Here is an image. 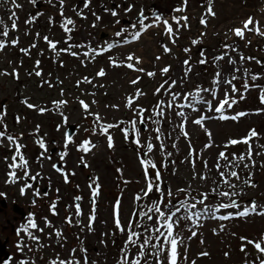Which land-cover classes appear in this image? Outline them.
Segmentation results:
<instances>
[{
    "label": "rangeland",
    "instance_id": "1",
    "mask_svg": "<svg viewBox=\"0 0 264 264\" xmlns=\"http://www.w3.org/2000/svg\"><path fill=\"white\" fill-rule=\"evenodd\" d=\"M179 6L184 5V0H178ZM88 3L85 8L84 4ZM152 0H64L63 6L60 0H45V2H33V0H16L22 7L16 8L11 0L0 3V20L9 29L6 37L5 48L0 50V131L5 132V138L0 139V189L14 191L12 200L0 204V224L3 234L0 235V246L7 245L4 238L9 237L11 243L7 246L11 254L9 261L4 264H44L53 259L70 258L73 249L77 250L72 258L79 259L85 255L80 249H86V255L90 262L95 264H118L121 259V251L117 246L125 244L127 233H121L114 223V204L119 199L121 201V221L126 227L134 211L135 197L146 188L144 169L138 150L134 149L125 138L122 128L132 120L139 121V110L145 109L143 113L147 120L146 129L141 131L139 122L136 128L139 132L137 138L140 140L138 148L145 150L147 159H151L161 173V187L165 190L170 188L175 199L173 203L191 197L201 199V193H209L205 201L210 206H217L219 203H227V199L218 198L211 194L215 186L214 181H219L220 176L215 167L218 154L224 151L231 161L232 154L247 155L248 145L243 143L225 148V144L230 139H240L248 135L251 129L259 133L258 138L250 141L253 148L254 166L250 161L245 160L249 167H239L229 169L226 167L228 161L220 160L221 171L226 174L229 170L238 171L241 180L232 178V183L237 184V191L242 190L241 195L235 197L241 205L240 209H221L216 213L228 215L243 210L255 201L264 208V104L260 102L261 89L264 88V37L254 32L246 33V40L236 37L230 29L242 27L243 21L248 17H253L264 26V0H212V8L215 16L207 15L209 0H188L185 5L184 16H187L188 27H179L174 24L175 42L167 37H162L160 30H155L154 26L144 32L140 39L129 44H123V39L131 38L132 31L130 25L136 23L135 17L143 10L144 14L150 11ZM34 4L38 12L33 11ZM133 6L132 10L126 12L125 9ZM144 6V8H143ZM115 10L117 17H113L110 11ZM157 10H159L157 8ZM63 12V17L61 16ZM15 17H12V13ZM33 12V13H32ZM161 16L178 15L174 8L163 7L160 9ZM102 19L97 21L96 16ZM11 17V18H10ZM70 18L74 21L72 37L74 43L67 42L66 32L61 27L63 20ZM207 20V25L200 23L201 19ZM13 19L16 20L17 28L12 29ZM120 23L117 24L116 20ZM50 20L52 22H50ZM123 20H129L130 25L122 24ZM199 22L200 27L197 23ZM153 22V21H152ZM151 22V23H152ZM95 24V27L93 25ZM125 29L121 37H116L115 33ZM201 33L205 35L201 36ZM102 34L105 39L99 40ZM108 35V36H107ZM47 36L49 40L57 42V50L53 51L44 40ZM16 39L18 43L12 45L11 41ZM115 40L120 44L108 52L100 55L91 53L90 49L107 46ZM193 40H199L198 44H193ZM0 41H2L0 37ZM232 47L225 48L224 45ZM35 45V47H33ZM78 46V47H70ZM164 46L170 51L165 52ZM68 48L69 52H61L60 49ZM84 48V50H83ZM185 49L190 51L185 52ZM27 50V51H22ZM204 52V57L201 52ZM76 52L73 56L70 53ZM88 55L85 56L84 53ZM225 55L224 60L215 61L213 58ZM133 55L140 59L141 63L136 64L137 68H143L144 72H137L126 67L129 61L128 55ZM244 57H254V60L240 59ZM160 57V59H157ZM229 57L235 64H229ZM207 59L206 64L199 61ZM117 61L120 66H113L111 61ZM189 60L191 71L187 78L181 82L185 74L184 61ZM39 61V66H37ZM135 64V60L131 61ZM169 67L167 74H162L161 69ZM240 68L235 72V68ZM103 69L105 76H97ZM247 69V75L245 74ZM15 71L17 75H12ZM40 71L41 76L35 73ZM222 73L221 81L237 76L233 84L239 89L233 93L231 86L221 83L218 87L214 84L216 73ZM147 72H154V77H149ZM7 73V74H4ZM252 74L259 78L255 81L250 79ZM14 76V77H13ZM88 78L91 83L85 82ZM139 82L132 84L131 81L137 78ZM165 81H168L165 84ZM172 81H176L174 87L169 91ZM49 82L51 86H49ZM249 85H259L261 87H250L248 91L243 88L244 83ZM197 83L202 85L201 89H210L216 92L213 98L211 91L201 92L205 100L211 101L213 108L220 100L224 99L227 91L230 98L237 100L231 108H227L225 115H235L238 112H245L244 117L237 121L220 120V113L214 110L209 111L204 104H198L199 111H194L188 107L189 100L183 97L188 93H195ZM162 84L165 85L160 93L156 89ZM138 92L143 95L137 96ZM171 93L180 94L176 99L174 107L168 108L167 104L172 100ZM241 94L244 98L241 99ZM129 98L133 99V105L127 106ZM67 101L66 104L57 107L54 102ZM89 104V110L85 111L80 101ZM95 101V103H93ZM160 101H164V116L156 115V106ZM32 104L34 108H28L26 104ZM113 105L117 107H112ZM185 105V107H180ZM3 108V110H1ZM46 109L44 112L39 109ZM183 112L187 118L183 131L188 132L185 138L180 127L184 117L177 113ZM95 114H99L101 120L95 119ZM201 115L214 117L204 121V126L193 123ZM67 117V120L64 119ZM159 120V133L156 127L147 118ZM122 122V123H121ZM120 127L112 128L109 133L113 137L114 147L109 148L105 135L100 134L101 124H116ZM68 124H74L76 129L70 143L65 141L64 131ZM210 131L213 139L210 141L206 133ZM134 131V130H133ZM11 135L16 141L25 144V150H31L34 157L31 164L34 166L31 176H39L32 180V188H23L26 192L24 197L18 196V187H8L5 185V168L10 162L13 154L6 153L10 142L6 139ZM137 136V132L134 131ZM159 135L160 139L156 137ZM55 143L52 145L51 141ZM84 141H90L96 147L90 152L84 153L79 150ZM40 142L45 147L40 149ZM68 144L65 147V144ZM147 143L153 144V151H147ZM212 143L211 148H205L206 144ZM161 145L164 147L161 148ZM175 145V147H173ZM195 149L199 156L189 155V146ZM55 146L57 150L50 154V150ZM39 147V150H38ZM61 153H67L61 160ZM171 153V155H168ZM256 153H259L257 155ZM28 154V152H27ZM195 159V166L190 162ZM207 161L208 167L204 166ZM233 163H235L233 161ZM59 164L62 172L58 173L53 169V165ZM82 164L88 167L82 168ZM120 171H117V170ZM74 173L68 176V183H65L62 173ZM254 186L244 184V180L249 178ZM200 176H207L202 180ZM98 178V179H97ZM90 180H95L100 185V195L96 198V220L89 231V215L92 210V202L89 203L91 189ZM19 187H24L20 184ZM95 184H93V188ZM223 190H228L227 186H222ZM177 189H185V192H177ZM45 192V193H44ZM39 193V195H37ZM190 193V195H189ZM81 196L82 216L75 215L74 197ZM16 208H12L14 203ZM55 203L53 214L51 205ZM148 205L151 204L148 201ZM204 205L197 204L196 209L201 210ZM27 210L33 214L39 231L30 229L32 235L38 237L36 240H28L23 246L21 232L18 236L12 234L13 222H4L6 214H11L17 218L21 217L22 211ZM140 211H146L141 209ZM178 215H185L184 211ZM71 216L72 225L66 223V217ZM51 226H49L48 223ZM79 221V223H77ZM143 223L152 224L154 221ZM197 224L199 226H197ZM139 231V228H136ZM163 230V229H162ZM57 231L62 233V238L56 235ZM195 231L196 236L191 232ZM174 233L184 239V247L178 251L182 254L187 249V259L182 256L178 264H191L195 260L196 264H259L258 258L264 259L252 245H247L246 251H241V237L248 240L259 241L264 236V216L250 214L247 217L233 215L228 220H219L211 217H204L198 222L182 219L178 226L174 227ZM4 240V241H3ZM117 241V242H116ZM203 241V243H201ZM120 245H119V244ZM122 243V244H121ZM23 246L22 250L17 245ZM5 245V246H6ZM130 247V254L135 256L137 249ZM201 252H208L209 255L202 257ZM229 253L225 256V253ZM167 246L161 259L167 264ZM149 264H156V260H150Z\"/></svg>",
    "mask_w": 264,
    "mask_h": 264
},
{
    "label": "snow or ice",
    "instance_id": "2",
    "mask_svg": "<svg viewBox=\"0 0 264 264\" xmlns=\"http://www.w3.org/2000/svg\"><path fill=\"white\" fill-rule=\"evenodd\" d=\"M7 0H0V3H6ZM33 2H35V0H33ZM11 3L16 7V8H20L22 7L21 5H19L18 3H16V0H11ZM64 0H60V4L61 6H63ZM188 0H184V5H187ZM84 7L87 8L88 7V3L86 2L84 4ZM133 6H129L128 8L125 9L126 12H129L132 10ZM185 7H179L174 9V11L176 12H183L185 11ZM106 11H110V14L113 17H117L118 13L115 10H107ZM61 16L63 17V12L61 11ZM207 15L210 16H215V12L212 8V0H209V4L207 7ZM12 17H15V13H12ZM11 18V17H10ZM102 18L100 16H96V20L99 21ZM188 17L187 16H180V17H173V21L174 23L177 25V29L176 31L179 30V27H187V21H188ZM148 20V17L144 14L143 10L140 11V13L138 14V19L136 21V23L131 24L130 27L131 28H136L137 24L139 25L140 30L135 31L133 33H131V40L125 38L123 39L122 43L123 44H129L132 41L138 40L141 38L143 32H146L149 28L153 27V26H158L159 23H163L164 27H165V32L166 34H168L169 36H173L174 37V29L172 27V25L169 23L168 20L166 19H162V17L159 14H154V18H153V22L152 23H145V21ZM181 21H183L184 23L181 24ZM50 22H52L50 20ZM116 23L119 24L120 21L117 19ZM200 23L202 25H207V20L206 19H201ZM69 26H74V21L70 18H65L63 20V23L61 24V27L63 28V30L66 33H71L73 31V27H69ZM93 27H95V24L93 25ZM11 28L12 29H16L17 28V23L16 20L13 19V22L11 24ZM125 31L124 28H122L120 31H117L115 33L116 37H121L123 32ZM230 31H232V33L236 36L239 37L241 39L246 40V42L248 44L251 43L250 40H247L246 37V33L249 32H254L257 35H260L262 37H264V26L260 25L259 21H256L253 17H248L245 21H243L242 23V27H236L233 29H230ZM0 35L7 37L9 35V29L7 26L3 25V21L0 20ZM205 35V33H201V36ZM68 39H71V36H68ZM44 40L46 42H48L49 44V48L52 49L53 51L57 50V42L51 41L49 40V38L47 36L44 37ZM175 42V37L173 38V43ZM18 43V41L16 39H13L11 41L12 45H16ZM192 43L198 44L199 40H193ZM120 44V41H117L116 43H108L107 44V49H112L116 46H118ZM5 42L0 41V50H3L5 48ZM33 47H35V45H33ZM70 47H78V46H70ZM224 47L230 48L232 46L225 44ZM233 51H236V49L234 47H232ZM22 51H27V50H22ZM59 51L61 52H69L68 48L65 49H60ZM164 51L165 52H169L170 49L167 46H164ZM190 51L189 49H185V52ZM73 56H77L78 54L76 52H71L70 53ZM85 56L88 55L87 52L84 53ZM225 55H227V53H224L223 55L214 57L213 59L215 61H222L225 58ZM201 56L204 57V52H201ZM157 59H160V57H157ZM240 59L242 61L244 60H254V57H244L241 56ZM126 60L129 61V63L126 64V67L129 69H132L134 71L137 72H144L145 70L143 68H137L135 65L141 63L140 59L137 57H134L133 55H128L126 57ZM135 60V64L132 63L131 61ZM257 63H264L261 61H256ZM39 61H37V66H39ZM111 63L113 64V66H120L117 61L113 60L111 61ZM185 65V74L184 77L181 78V82H183L184 79L187 78L188 73L191 71V65H190V61L189 60H185L184 62ZM199 63L201 64H206L207 63V59L206 58H202ZM229 64H235V61H233L230 57H229ZM162 74H167L170 71L169 67H164L161 70ZM235 72H239L240 68H235L234 69ZM7 74V73H4ZM105 71L103 69H101L98 73L97 76L103 77L105 76ZM245 74L247 75V69H245ZM12 75H17L15 73V71L12 73ZM36 76H41L42 73L40 71H37L35 73ZM147 75L149 77H154L156 75V73L154 72H147ZM222 73L220 71H218L216 73V79L214 80V84L217 85V87L221 84H227L231 86V91L233 93H236L239 91V89L233 84V80H236L238 77L233 75L230 79H225L223 81H221L220 77H221ZM259 78L258 75L256 74H252L250 76V79L252 81H255ZM139 77L135 80H132L131 83L132 84H137L139 82ZM85 82L91 83V81L86 77L85 78ZM168 81H165V84H167ZM176 84V81H172L171 84L169 85L168 89H165V91H169L171 89V87H174ZM49 86H51L50 82H49ZM250 87H261L259 85H249L247 82L244 83L243 88L245 91H248ZM165 85L162 84L159 88L156 89V93L159 94L161 89H164ZM211 91L210 89H200L198 88L196 90V92L193 93H188L184 95V99L185 100H189V104L187 105L188 107H191L194 111H199V109L196 107V105L198 104H204L207 106L209 111H215L216 113H220L218 119L220 120H232V121H237L239 118L244 117L246 115L245 112H238L235 115H225V111H226V106L227 108H231L234 104L237 103V100L234 98H230L229 97V93L226 91L224 94V99L220 100L218 102V104L213 108V105L211 103V101L205 100L204 97L200 94L201 92H208ZM139 95H143L142 92H138L137 96ZM172 95V100L168 102L167 107L168 108H172L174 107L175 101L176 99L179 97L180 94L178 93H171ZM211 95L213 96V98H216V92L215 91H211ZM241 99L244 98L243 94H241ZM260 102L262 104H264V88L261 89V94H260ZM57 104V107L64 105L67 103V101H59V102H54ZM93 103H95V101H93ZM80 104L82 106V108L85 111L89 110V104L85 103L83 100L80 101ZM133 105V99L129 98L127 101V106L131 107ZM162 105H164V101H160L158 103V105L156 106V108L158 109L156 111V115L159 117H163L164 116V109L163 107H161ZM29 108H34L35 106L32 104H28L27 105ZM112 107H117L115 105H113ZM180 107H185V105H180ZM46 109H39V111L44 112ZM147 110L145 109H140L139 110V121L133 120L131 121V128L132 130L137 132V137L139 135V132L136 128L137 123L139 122L142 125H146L147 120L145 119L143 113L146 112ZM179 116L184 117V121H182L180 127L183 131L184 129V123L186 122L187 118L185 116V113L183 112H179L177 113ZM214 117L211 116H206V115H201L199 118H197L196 120L193 121L194 124L203 127L204 126V121L205 120H210L213 119ZM65 120H67V117H64ZM95 119L97 122H99L101 120V117L99 116V114H95ZM148 120H152L151 117L147 118ZM122 123V122H121ZM152 123L154 124H159L160 121L159 120H152ZM116 127H120L119 124H101L100 125V134L101 135H105L106 139H107V143H108V147L111 149L114 147V143H113V137L111 136V134L109 133V130L112 128H116ZM156 132L159 133L160 129L159 127H157ZM121 131L124 133L125 138H128V129L126 128H122ZM206 133L209 137V140L211 141L213 139V134L210 131L206 130ZM183 135L185 138L188 137V132L187 131H183ZM67 141L68 143H70L72 141V137L70 135H67ZM259 137V133L255 130V129H251L248 133L247 136L240 138V139H230L229 141H227V143L225 144V148L229 147V146H233V145H237V144H245L248 145V152L247 155H239L237 156L235 153L232 154V158L231 161H229V157L226 155V153L224 151H221L218 154V159H217V163L215 165L217 172L219 173L220 176V180L219 181H214V187L211 190V194L217 196L218 198H223V199H227L228 202L227 203H219L217 206L213 207L210 206L208 204L205 203V201L208 199L209 193H201L200 196L202 197L201 199L197 200L196 197H191V200L193 202H189L188 199L179 201L177 203H173V200L175 199V196L173 194V192L171 191L170 188L167 189V193L165 195V190L161 187V183H159V181H161V173L160 171L157 169V165L151 160V159H146V158H142L141 159V165L143 166L144 169V174H145V179L147 182L146 188L144 190H142V195L138 194L134 199L136 201H142L144 198L148 197L153 191L159 193V198L156 201H152L151 205H147V204H141L140 207L143 209H146V211H137L134 210L133 214H132V219L129 220L128 225L125 227L122 224L121 221V201L118 199L115 204H114V223H115V227L121 232V233H127V240L125 241V248L121 249V259L118 261V264H142V260H143V264H148V260L147 257L150 255L152 257L155 258L156 260V264H164L163 259H161L163 253L166 250V246H167V264H178L179 259L181 258L182 254L178 251V249L180 247H184V239L179 235V233H174V227L178 226L180 221L182 219H186V220H193V217H195V220L198 222L200 219L204 218V217H211V218H215V219H219V220H228L230 219L233 215L238 216V217H247L250 214H258V215H262L264 216V208H262L260 205H258L255 201L251 202L249 206H245L243 207V210H239L237 212L233 213H229L228 215H219L217 216L216 213L220 212L221 209H240L241 205L238 203V201L235 199V197H238L241 195L242 190L237 191V184L232 183V178H235V180L239 181L241 180V176L239 175L238 171L236 170H229L228 173L226 174L224 171H221V165L219 163L220 160H225L228 161V164L226 165L227 168L232 169L234 167H239L241 163H243L245 160L250 161L251 164L254 166L255 162L253 160V148L251 146L250 141H252L254 138H258ZM5 138V132L0 131V139ZM6 139L11 143V144H15V154L12 157V163L9 164V168L13 169V171L9 172V176L11 177L12 182L14 183L17 179V171H15L16 169H19L21 171H23V175L24 177H29V172L27 171V167L29 164V161L25 158V156L21 153V148L23 147V145H20L19 143L16 142V139L12 136V135H7ZM157 140L160 139L159 135H157L156 137ZM137 145H140V140L139 138H137L134 141ZM68 144H65V147H67ZM213 146L212 143L206 144L205 148H211ZM40 147L44 148L45 145L43 142H40ZM96 145L91 143L90 141H84L83 145L81 146V148L79 150H82L84 153H88L90 152L93 148H95ZM147 147V151L148 152H152L153 151V144L152 143H147L146 145ZM164 146L161 145V148H163ZM173 147H175V145H173ZM262 148H264V145L261 146ZM189 155L190 156H199L198 153L195 152V149H193L191 147V145L189 146ZM67 153H61V160L64 159L65 155ZM257 155H259V153H256ZM168 155H171V153H168ZM147 156V153H145V157ZM17 160H19V163H17ZM233 161L235 163H233ZM193 166H195V159L190 161ZM85 167H88L87 164H84ZM204 166L207 168L208 167V163L207 161L204 162ZM243 167L248 168L249 164L248 163H243ZM149 168L151 169H156L155 172V177L154 178H149ZM53 169L58 172L61 173L62 169L61 167L57 166V165H53ZM117 171H120L119 169ZM64 176V180L65 183H68V176L74 173H62ZM39 176V173L36 174V176H31L30 178L32 180H36L37 177ZM250 176L251 174H249V178L244 180V184L248 185V186H254L250 183ZM98 179V178H97ZM200 179L202 180H206L208 179L207 176H200ZM93 184H95V187L93 188ZM222 186H227L228 190H223ZM27 188H32L33 186L31 184H27L26 185ZM89 188L92 190L91 191V196H92V210H91V214L89 215V223L87 225L89 231H92V225L94 223V221L96 220V198L100 195V185L98 183H96L95 180H93L92 182H90L89 184ZM185 189H177V192H185ZM24 193V189H21V194ZM37 195H39V193H37ZM190 195V193H189ZM83 198L81 196H76L74 197V201L75 203V215L77 217L82 216V209H81V204L79 203ZM197 204L200 205H204V207L196 212H192L190 210L192 209H196L197 208ZM55 203H53L51 205V209L53 211V214H57L55 212ZM181 210L184 211L185 215L181 216L178 215L179 213H181ZM144 219L145 221H154V223L149 224V223H140V220ZM46 223L50 225L49 222ZM66 223H68L69 225H72L73 223V219L71 216L66 217ZM77 223H79V221H77ZM197 226H199L197 224ZM28 228L31 229H36L39 231H43L42 229H38V225L35 221H29V225L23 230V231H28ZM136 228H141L142 231H136ZM163 229V231H162ZM29 238L32 240H36L37 242H39L38 237L32 235L31 232H28ZM56 235L60 238H62V233L57 231ZM192 236H196L197 233L195 231L191 232ZM242 240V246H241V251H246V247L247 245H252L262 256H264V236H262L260 238L259 241H252V240H248L246 237H241ZM201 243H203V241H201ZM128 245H131L133 247H135L137 249V252L135 254V256L130 254L129 249L127 248ZM18 249L22 250L23 246L21 244L17 245ZM149 249H151V251H148ZM77 250L73 249L72 252L70 253V258L67 260L64 259H53L49 262V264H95V262H90L86 252V249H80V251L84 252L85 255L79 259H74L72 258L73 256H75ZM202 257H206L209 255L208 252H201L199 254ZM229 253H225V256H228ZM183 259H187V249L185 248V252L183 253L182 256ZM259 260V264H264V259L258 258ZM21 264H27V262H21ZM191 264H196V261L193 260L191 261ZM247 264V262H246Z\"/></svg>",
    "mask_w": 264,
    "mask_h": 264
},
{
    "label": "flooded vegetation",
    "instance_id": "3",
    "mask_svg": "<svg viewBox=\"0 0 264 264\" xmlns=\"http://www.w3.org/2000/svg\"><path fill=\"white\" fill-rule=\"evenodd\" d=\"M178 4H179L178 0H152V2L150 3V5H151L150 9L151 8L161 9L163 7L175 8ZM143 8H144V6H143ZM8 152L14 153L13 151H8ZM26 159L29 161V164H28V167H27V171L29 172V177H24L23 171H21L19 169H16L15 171H17V179H16V181L14 183L12 182L11 177L9 176V172L13 171V169L9 168V164L12 163L11 160H10V162H7V164L4 167H2V168H5V171H4L5 172L4 173L5 174V178H4L5 185L8 186V187H13V188L17 186L18 187V189H17L18 196L22 195L20 187H19L20 184H23L22 179H24V180L27 179L29 181L31 179L30 177H31V175L33 173L34 166H32V164H31V158L29 156H27ZM3 188H4V186H2L1 189H0V204H2L1 201L7 202V204H8L9 200L13 199L14 191H9L8 189H3ZM14 204H15V202L12 203V205H11L12 208H14ZM6 216H10L11 218L7 217L6 220H4V222H6V221L13 222L11 227H12V234H13V236H15L17 234V229L16 228H18V227L21 228L22 227V225H23V223L25 221V218H21V217L17 218L16 216H13L11 214H6ZM3 232H4L3 228H2V226L0 224V235H2ZM4 240H5V242L8 240L7 245L6 244L5 245H6V247L9 246V244L11 243V240L9 239V237L6 236L4 238Z\"/></svg>",
    "mask_w": 264,
    "mask_h": 264
},
{
    "label": "water",
    "instance_id": "4",
    "mask_svg": "<svg viewBox=\"0 0 264 264\" xmlns=\"http://www.w3.org/2000/svg\"><path fill=\"white\" fill-rule=\"evenodd\" d=\"M72 133H73V126H70L69 127V130L67 131V135H72Z\"/></svg>",
    "mask_w": 264,
    "mask_h": 264
}]
</instances>
